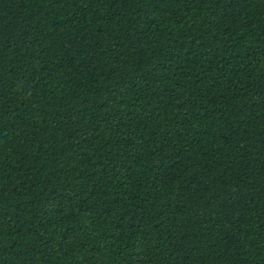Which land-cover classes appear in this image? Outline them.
<instances>
[{"label": "trees", "instance_id": "obj_1", "mask_svg": "<svg viewBox=\"0 0 264 264\" xmlns=\"http://www.w3.org/2000/svg\"><path fill=\"white\" fill-rule=\"evenodd\" d=\"M0 264H264V0H0Z\"/></svg>", "mask_w": 264, "mask_h": 264}]
</instances>
